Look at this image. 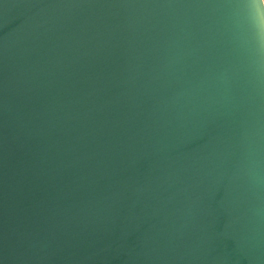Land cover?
<instances>
[{
    "label": "water",
    "instance_id": "1",
    "mask_svg": "<svg viewBox=\"0 0 264 264\" xmlns=\"http://www.w3.org/2000/svg\"><path fill=\"white\" fill-rule=\"evenodd\" d=\"M0 264H264V0H0Z\"/></svg>",
    "mask_w": 264,
    "mask_h": 264
}]
</instances>
